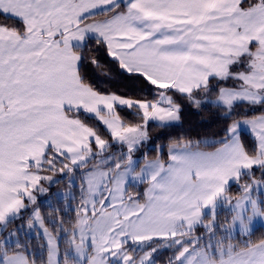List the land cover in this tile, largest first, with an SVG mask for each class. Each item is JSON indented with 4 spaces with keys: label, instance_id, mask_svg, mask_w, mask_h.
I'll return each instance as SVG.
<instances>
[{
    "label": "snow or ice",
    "instance_id": "1",
    "mask_svg": "<svg viewBox=\"0 0 264 264\" xmlns=\"http://www.w3.org/2000/svg\"><path fill=\"white\" fill-rule=\"evenodd\" d=\"M257 221L264 0H0V264H264Z\"/></svg>",
    "mask_w": 264,
    "mask_h": 264
},
{
    "label": "trees",
    "instance_id": "2",
    "mask_svg": "<svg viewBox=\"0 0 264 264\" xmlns=\"http://www.w3.org/2000/svg\"><path fill=\"white\" fill-rule=\"evenodd\" d=\"M104 85H102L103 87ZM215 110L207 107L206 110L197 111L196 109L185 107L183 111V117L178 126H176L174 129H169L168 131L164 132V139L162 141H158L159 143H163L165 145L168 144V139L170 137H179L181 135H188L191 138L195 139H212L216 136L218 132L221 131L223 125L222 123L216 118L215 115H213V112ZM152 136L156 137L160 135V131L157 129L152 130ZM242 136L244 138H247V133L242 132ZM166 149L165 147V154L164 159L166 158ZM205 150L211 149V148H202ZM142 151H144L142 149ZM149 159H152L155 157L154 152H148ZM64 189L66 188V184L61 182L57 183L52 186L50 189V192L48 195H45L44 197L48 198L51 196L52 193H55L54 190L56 189ZM145 188V185H141L139 190L142 193ZM131 190V189H130ZM232 193L235 195L237 194V188L236 186H233L231 189ZM42 199V198H41ZM49 200V199H48ZM56 201L53 207H62L63 202ZM39 206L41 207L43 213L45 216L49 215L50 209L48 207V203H45L44 201H40L39 199ZM27 231V229H26ZM264 236V229L262 227H257L254 229L252 234V239H258L260 237ZM30 252L35 253L37 256L39 255L38 249L35 248V241H33V247L29 249Z\"/></svg>",
    "mask_w": 264,
    "mask_h": 264
},
{
    "label": "rangeland",
    "instance_id": "3",
    "mask_svg": "<svg viewBox=\"0 0 264 264\" xmlns=\"http://www.w3.org/2000/svg\"><path fill=\"white\" fill-rule=\"evenodd\" d=\"M242 132H245V133H247L246 131H242ZM201 150H204V151H210V150H212V149H208V150H205V149H201ZM165 160H167V149H166V158H165ZM146 187V186H145ZM68 189H67V187L66 188H64V189H56V190H54L55 191V193H64V192H66ZM132 190V189H131ZM130 190V191H131ZM144 191V190H143ZM50 197V196H49ZM49 197L48 198H46V197H44V196H40L39 197V199H40V201H44L45 203H48V199H49ZM42 198V199H41ZM62 200V199H61ZM57 200L55 199V198H52V205H54V203L56 202ZM61 202H63V200L61 201ZM227 214V211H226V209H222L221 211H220V219L221 220H223L224 219V217H225V215ZM259 226H261V227H263V229H264V222H261V221H257V222H255L254 223V226H253V230L255 229V228H257V227H259ZM237 239H240L239 237H237ZM235 242V241H234Z\"/></svg>",
    "mask_w": 264,
    "mask_h": 264
},
{
    "label": "crops",
    "instance_id": "4",
    "mask_svg": "<svg viewBox=\"0 0 264 264\" xmlns=\"http://www.w3.org/2000/svg\"><path fill=\"white\" fill-rule=\"evenodd\" d=\"M146 186V185H145ZM259 227H261V226H259ZM263 228V227H262ZM254 231V230H253Z\"/></svg>",
    "mask_w": 264,
    "mask_h": 264
}]
</instances>
